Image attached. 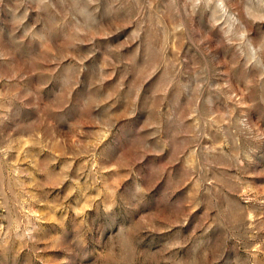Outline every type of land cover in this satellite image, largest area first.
<instances>
[{"label": "rangeland", "instance_id": "1", "mask_svg": "<svg viewBox=\"0 0 264 264\" xmlns=\"http://www.w3.org/2000/svg\"><path fill=\"white\" fill-rule=\"evenodd\" d=\"M0 264H264V0H0Z\"/></svg>", "mask_w": 264, "mask_h": 264}]
</instances>
